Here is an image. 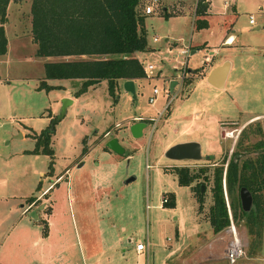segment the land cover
Here are the masks:
<instances>
[{
    "label": "rangeland",
    "instance_id": "374dc122",
    "mask_svg": "<svg viewBox=\"0 0 264 264\" xmlns=\"http://www.w3.org/2000/svg\"><path fill=\"white\" fill-rule=\"evenodd\" d=\"M197 2L160 0L154 13L145 15L147 45L153 50L143 57L155 69L151 78L136 81L135 98L123 82L115 97L105 82L78 97L74 81H47L59 88L39 89L45 62L90 57H37L31 1L8 5V52L0 57V188L6 192L0 199V264H232L227 254L234 239L240 250L234 264H264V212L260 238L251 236L241 214L240 190L234 194L240 207L237 219L227 206L236 235L229 230L230 220L217 234L209 223L213 169L236 152L234 158L241 161L264 154V147L254 148L264 142V119L246 129L260 127L262 134L240 139L245 120L264 115V0H210L212 16L202 29L194 26ZM164 7L171 14L184 10L166 19ZM250 16L255 21L251 25ZM229 36H234L232 42L224 44ZM187 49L194 54L184 60L181 52ZM215 51L217 60L233 64L223 89L206 79L210 64L205 58ZM184 62L197 72L182 84L175 70ZM172 81L180 84L167 94ZM155 88L160 94L151 104ZM64 99L72 105L57 120ZM144 118L157 122L146 120L143 137L136 139L130 125ZM49 127L54 158L28 154L34 148L30 130ZM113 138L129 158L106 149ZM181 143L200 145V161L169 159L168 149ZM52 161L53 175H48ZM182 167L195 173L207 167L210 180L201 173L192 184L203 186L201 207L196 193L178 184L173 170ZM65 170L67 177L58 180ZM132 176L135 180L125 184ZM171 194L174 206H164L163 199ZM33 195H41L38 204H43L38 224L30 214L18 215L25 203L19 198ZM225 201L229 205L228 194ZM138 242H149L148 252L138 254Z\"/></svg>",
    "mask_w": 264,
    "mask_h": 264
},
{
    "label": "trees",
    "instance_id": "16d2710c",
    "mask_svg": "<svg viewBox=\"0 0 264 264\" xmlns=\"http://www.w3.org/2000/svg\"><path fill=\"white\" fill-rule=\"evenodd\" d=\"M29 0H0V57L7 54L8 40L4 25L7 22V7L11 2ZM32 15L31 30L33 42L36 44V56L39 58H70L90 57L89 59H70L45 62L44 79L39 89L50 91L58 86H50L47 81L74 80L79 88L74 96L87 92L90 87L107 83L108 92L115 97L120 81L143 80L145 72L138 53L150 51L147 45V32L144 27L143 5L146 0H30ZM205 0L196 4L197 29L207 27V22L199 17L205 16L207 6ZM168 17V13H165ZM196 73L197 71H193ZM189 84V83H188ZM146 121V120H145ZM54 120L52 119L53 123ZM250 123L240 133V139L248 138V134H262L260 127L249 130ZM51 127L31 136L35 140V148L30 154H43L54 158ZM237 146L240 145V140ZM264 147L260 141L254 148ZM107 149V148H106ZM108 150V149H107ZM243 151H248L244 148ZM87 151L84 148L82 155ZM238 152L234 154V157ZM129 155L127 154L125 158ZM223 159L222 165L215 167L212 174V204L209 209V223L215 234L227 228L229 224L228 211L224 197L223 179L230 199L229 206L233 210V219H237L239 206L236 205L234 194L241 187L247 188L253 196L254 209L250 212L241 211L245 218L248 233L260 238L262 232V216L264 212V154L254 159L240 158ZM54 162H51L48 174H51ZM226 164L225 174L223 165ZM179 186H187L196 193L199 207L203 204V190L200 185L192 186L201 173L204 179L210 180L206 174L207 167L200 168L195 173L189 167L175 168ZM39 185L37 186V191ZM35 198H29L28 203H34ZM174 195H169L164 206L173 207Z\"/></svg>",
    "mask_w": 264,
    "mask_h": 264
},
{
    "label": "water",
    "instance_id": "95a60500",
    "mask_svg": "<svg viewBox=\"0 0 264 264\" xmlns=\"http://www.w3.org/2000/svg\"><path fill=\"white\" fill-rule=\"evenodd\" d=\"M229 71V63L226 62L221 66L216 67L214 70L210 72V74L207 77L208 83L218 89H222L224 87V84L226 82V77ZM178 84L177 81H173L170 84V91H173L174 87ZM124 90L128 93L132 94L133 98H135V83L133 80H125L124 83ZM63 105L61 108V112L59 116H57V120H61L64 118L67 108L72 105V102L68 99L62 100ZM148 123L143 120H139L138 122L133 123L130 126V133L131 135L136 138H142L143 131L147 127ZM106 148L108 150H111L117 155L125 156V149L119 144V141L116 138H113L109 140L106 144ZM166 156L175 161H182V160H191V161H200L202 158V155L200 153V145L196 143H181L180 145H175L168 149L166 152ZM135 180V177L132 176L128 178V180L125 182V184H128L129 182ZM201 189H203V186H201ZM240 204L242 206V210L244 212H250L252 210L253 205V196L251 192L245 188L241 187L240 192Z\"/></svg>",
    "mask_w": 264,
    "mask_h": 264
},
{
    "label": "crops",
    "instance_id": "0c3cea01",
    "mask_svg": "<svg viewBox=\"0 0 264 264\" xmlns=\"http://www.w3.org/2000/svg\"><path fill=\"white\" fill-rule=\"evenodd\" d=\"M204 4H205V6H207V12H206V14H205V16H201V17H199L200 19H204L206 22H207V27H208V23H209V20H210V18H211V16H212V12H211V10H212V7H211V2H210V0H205V2H204ZM189 6V5H188ZM190 7V6H189ZM224 7H226L227 8V5L225 4V6ZM183 10L184 9H181V11L180 12H178V14H181L182 12H183ZM170 9H168L167 7H164V12L165 13H168V17H166V15H165V13H164V17L167 19V18H169L170 16H172V15H178V14H176L175 12H173V14H171L170 12ZM195 13H196V11H195ZM194 13V17H195V19H196V14ZM144 25H145V23H144ZM206 27V28H207ZM233 38H234V36L232 37V36H229L226 40H225V42H224V44H229V43H231L232 41L231 40H233ZM151 49H153L152 47H150ZM217 51H215L214 52V54H211L212 55V58H211V63H210V69L208 70V73L206 74V77H208V75L210 74V72L212 71V70H214L216 67H218V66H221V65H223L224 63H226L227 61L225 60V59H220V60H217V58H215V53H216ZM145 54V52H143V53H138L136 56L137 57H139V58H141V57H143V55ZM191 54H194V52H192ZM232 70H233V64H231V63H229V71H228V74H227V77H226V82H225V84H224V87L226 86V84H227V82H228V78H229V76H230V74H231V72H232ZM191 73H193V74H195L194 72H191ZM204 73V70H203V72H202V74ZM207 79V78H206ZM0 80H1V76H0ZM172 80V79H171ZM71 81H74V80H71ZM70 81V82H71ZM136 81H138V80H133V82L136 84ZM74 82H77V81H74ZM120 82H123V84L125 83L124 81H120ZM173 82V81H172ZM103 84V82H101V84L100 85H97V86H95V87H98V86H101ZM210 85V84H209ZM211 86V85H210ZM178 87V85H176L175 87H174V89H173V91H175V89ZM212 87V86H211ZM223 87V88H224ZM214 88V87H213ZM222 88V89H223ZM169 89H170V86H169ZM171 92V91H170ZM135 118H141V117H135ZM145 119V118H144ZM264 119V115H258V114H254L253 116H251V117H249L247 120H245V125H248V124H250V123H253V122H255V121H259V120H263ZM135 120H137V119H135ZM145 120H148V119H145ZM133 124V123H132ZM131 126V125H130ZM41 132V131H40ZM39 132V133H40ZM38 132H34L33 130H30V134H29V137L31 138V136L32 135H34V134H39ZM32 139V138H31ZM33 141H34V148H35V140L33 139ZM33 148V149H34ZM32 149V150H33ZM108 149V148H107ZM32 150H28V151H26L28 154H30L29 152L30 151H32ZM111 151V150H110ZM30 155H33V154H30ZM38 155V154H37ZM35 156V155H34ZM125 156H126V152H125ZM124 156V157H125ZM130 157V155L127 157V158H129ZM127 158H125V159H127ZM67 171L68 170H65L62 174H60L59 176H58V180H63L64 178H66L67 177V175H66V173H67ZM41 175H43V176H46L45 174H42L41 173ZM48 175H53V169H52V172H51V174H48ZM2 185H1V188H0V199H2V198H5V196L3 195L4 193H6L5 191H1L2 190ZM55 187L54 186H52V188L49 190V192H47L45 195H50V191L52 190V189H54ZM36 191H37V189H36ZM7 195H9V196H16V194H12L11 192H7ZM44 195V196H45ZM26 196V195H25ZM20 197L19 198V200L21 201L22 200V198H25V203H21L20 204V208H22V211L20 212V214H19V212H18V215L20 216L21 215V218H23L24 217V215H26V214H30V217L32 218V219H35V222L34 223H36V224H38V222L40 221V214H39V212L37 211L38 209L39 210H43L42 209V207H43V204L42 203H40V204H38V202L41 200L40 198H41V195H39L38 197H35L34 195L33 196H31V197ZM35 198V201H34V203H28L27 202V200L29 199V198ZM1 201V200H0ZM42 201V200H41ZM38 204V205H37ZM138 243H141V242H138ZM146 244H148L149 245V242H147ZM145 244V245H146ZM148 249V248H147ZM147 249H145L144 251H142V252H137L138 254L140 253V254H142L143 252H145V251H147ZM137 251V250H136ZM148 252V251H147Z\"/></svg>",
    "mask_w": 264,
    "mask_h": 264
},
{
    "label": "built area",
    "instance_id": "2783aa9c",
    "mask_svg": "<svg viewBox=\"0 0 264 264\" xmlns=\"http://www.w3.org/2000/svg\"><path fill=\"white\" fill-rule=\"evenodd\" d=\"M159 2H160V0H146V2L143 5V8H142L143 11H144V14H146V15H152L154 13V11H155V8H157ZM254 22L255 21H254L253 16H250L249 17V24L250 25L251 24H254ZM157 41H158V38L157 37L153 38V42H157ZM152 50L153 49L150 48V51H152ZM190 50L187 49V50H184V51L181 52V55L183 56L184 60H186L189 57V55L191 54L190 53ZM150 51H147V52L149 53ZM154 53L155 52H152L150 55H152ZM211 58L212 57H210V56L209 57H206L205 58V64H210L211 63ZM145 59H146L145 57L139 58L141 64H143L144 72H145V75H146L145 78L147 79V78H151L152 77V75H151L152 73L151 72L155 69V66L153 64H149V65L145 64ZM175 71L176 72H179V74L177 75V80L178 81H181L182 84H184L186 82V80L189 78V76H195V74L191 73V71H189L187 69V66H186V63L185 62H184V64H182V67L179 68V70H175ZM179 84L180 83H178L177 85L179 86ZM166 93L167 94H170L169 88L166 89ZM159 94H160V91L155 88L153 90L152 95L148 98L149 103H151V104L155 103L156 100H157L156 98L158 97ZM169 99L170 100L168 102V105H170V103L172 102V99L170 97H169ZM161 116H162V114L159 117H161ZM140 120H143L144 121L145 119H140ZM148 121L150 123H153L155 121L157 122V120H153V119H148ZM147 167H149V166L147 165ZM223 188H224V191H225L224 193H225V198H226V196H227V189L225 188V180L224 179H223ZM165 201H166V198L163 199V203H165ZM226 206H228V209H229L230 206L227 204V202H226ZM231 219L232 218L230 216V219L229 220H230V222L232 224ZM229 230L233 234V236L236 235V233H235V227H234L233 224L231 225V227H230ZM233 242H234V246L232 248H230V251L227 254V258L230 261V263H232V264L235 263V261H236L235 259L237 258V256L240 253V250L238 248V242H237V240L234 239ZM148 246H149L148 244L145 245L143 243H137L136 244V250H137V252H142L145 249H147Z\"/></svg>",
    "mask_w": 264,
    "mask_h": 264
},
{
    "label": "bare ground",
    "instance_id": "6f19581e",
    "mask_svg": "<svg viewBox=\"0 0 264 264\" xmlns=\"http://www.w3.org/2000/svg\"><path fill=\"white\" fill-rule=\"evenodd\" d=\"M231 41H232V40H231ZM228 135H229V136H232V135H231V133H230V134H228Z\"/></svg>",
    "mask_w": 264,
    "mask_h": 264
}]
</instances>
